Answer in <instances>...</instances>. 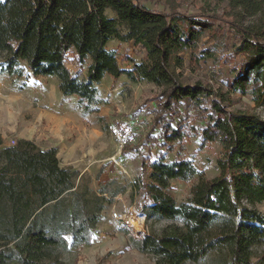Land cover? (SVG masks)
Returning a JSON list of instances; mask_svg holds the SVG:
<instances>
[{
  "label": "trees",
  "instance_id": "obj_1",
  "mask_svg": "<svg viewBox=\"0 0 264 264\" xmlns=\"http://www.w3.org/2000/svg\"><path fill=\"white\" fill-rule=\"evenodd\" d=\"M227 1L238 14L259 18L228 23L245 60L224 91L184 83L176 67L179 53L212 30L214 15L160 11L143 0H0V51L9 73L25 61L35 76H56L62 94L78 96L90 111L106 75L143 79L161 87L150 137L156 132L152 138L168 149L191 133L201 147L221 143L219 175L194 184L186 202L178 204L168 189L172 180L199 173L191 160L168 162L160 153L150 164L149 181L137 182L151 197L147 218L170 221L139 242L155 264H204L215 251L224 254L217 264H264V212L256 207L264 201V118L229 104L232 93L246 94L250 86L256 105L264 103V0ZM115 39L139 46L143 61L122 67L108 47ZM70 52L75 72L67 66ZM189 101L205 113L200 128L179 114L180 102ZM108 202L76 187V172L61 166L55 147L42 149L28 139L6 146L0 134V264H64L54 250L69 244L67 235L74 246L89 243ZM49 205L60 210L45 218Z\"/></svg>",
  "mask_w": 264,
  "mask_h": 264
},
{
  "label": "rangeland",
  "instance_id": "obj_2",
  "mask_svg": "<svg viewBox=\"0 0 264 264\" xmlns=\"http://www.w3.org/2000/svg\"><path fill=\"white\" fill-rule=\"evenodd\" d=\"M143 3L165 12L176 10L216 16L212 30H205L194 46L179 53L182 64L176 67L184 83L200 81L215 90L226 91L227 81L242 73L245 57L236 51L240 38L228 23L251 24L258 15L238 14L227 0H143ZM107 14L116 16L111 9H107ZM182 26L186 28V23ZM120 30L126 33L127 27L120 24ZM109 48L117 53L121 66L127 69H132L135 62L143 61L146 55L135 43L118 39L112 40ZM5 57L6 53L0 51V132L4 145L11 146L13 140L17 144L21 139H28L42 149L55 147L61 166L76 172V187L79 186L81 191L87 188L90 193L110 201L100 212L89 243L74 246L71 235H67L69 244L54 250L55 255L64 264H155V257L141 251L139 242L152 229L159 232L170 221H150L146 216L145 223L143 219L144 236L136 238L110 218L111 209H121L126 204L145 214L144 206L151 197L137 182L149 181L150 164L160 153L168 162L188 159L196 166L199 173L193 179H174L168 189L178 204L186 202L194 184L219 175L221 143L209 142L201 147L198 136L191 133L181 142L173 143V149H168L152 138L156 132L150 137L152 121L145 131L136 132L134 140L121 148L109 132V124L118 118L156 116L154 100L161 87L143 79L133 80L125 74L120 77L108 74L98 85V93L91 103L96 110L90 111L79 102L78 96L62 94L57 77L35 76L25 61L19 63L16 73H9ZM73 57L70 52L67 66L75 72ZM87 64L81 71V78L86 75ZM251 88L246 94L232 93L230 108L256 112L264 118V103L256 105ZM179 114L189 127L200 128L205 123V113L194 101L180 102ZM126 149L127 153L124 152ZM256 207L264 212V201ZM59 210L49 205L45 218ZM223 256L221 252H212L204 264H217Z\"/></svg>",
  "mask_w": 264,
  "mask_h": 264
},
{
  "label": "built area",
  "instance_id": "obj_3",
  "mask_svg": "<svg viewBox=\"0 0 264 264\" xmlns=\"http://www.w3.org/2000/svg\"><path fill=\"white\" fill-rule=\"evenodd\" d=\"M154 118L155 116L153 114L147 116L137 115L129 118H118L115 121H113L111 124H109V132L117 140L120 147L124 148L134 140V134L136 132L145 131V129L147 128V124L152 122ZM15 143H16L15 140H13L12 145H15ZM132 207L134 208L136 213L141 214L134 206L129 207L128 205L124 204L121 209L113 207L109 213V216L118 225L126 227L136 238L137 237L139 238L144 236L145 232L137 236L131 226L130 218L129 217L126 218L124 216L127 210L128 211L130 210V213L134 215L133 212L131 211ZM143 215H144V223H145L146 215L145 214Z\"/></svg>",
  "mask_w": 264,
  "mask_h": 264
},
{
  "label": "bare ground",
  "instance_id": "obj_4",
  "mask_svg": "<svg viewBox=\"0 0 264 264\" xmlns=\"http://www.w3.org/2000/svg\"><path fill=\"white\" fill-rule=\"evenodd\" d=\"M131 211L133 212L134 215L130 213V210L129 211L127 210L124 216L126 218L128 217L130 218L131 226L135 234L138 236L144 232V227H143L144 215L142 213L141 214L136 213L133 207L131 208Z\"/></svg>",
  "mask_w": 264,
  "mask_h": 264
},
{
  "label": "crops",
  "instance_id": "obj_5",
  "mask_svg": "<svg viewBox=\"0 0 264 264\" xmlns=\"http://www.w3.org/2000/svg\"><path fill=\"white\" fill-rule=\"evenodd\" d=\"M111 42V41H110ZM108 47H109V44H108ZM40 77H52V78H55L56 79V76H40ZM58 79V78H57ZM58 81V80H57ZM58 85H59V81H58ZM60 89V88H59ZM0 134L2 135L3 137V133L0 132Z\"/></svg>",
  "mask_w": 264,
  "mask_h": 264
}]
</instances>
